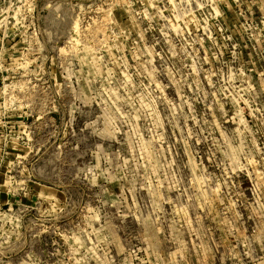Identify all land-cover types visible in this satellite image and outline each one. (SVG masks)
I'll return each instance as SVG.
<instances>
[{"label": "rangeland", "instance_id": "obj_1", "mask_svg": "<svg viewBox=\"0 0 264 264\" xmlns=\"http://www.w3.org/2000/svg\"><path fill=\"white\" fill-rule=\"evenodd\" d=\"M0 264H264V0H0Z\"/></svg>", "mask_w": 264, "mask_h": 264}]
</instances>
